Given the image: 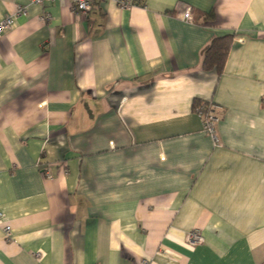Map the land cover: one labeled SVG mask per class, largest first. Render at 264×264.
<instances>
[{
    "label": "crops",
    "instance_id": "obj_1",
    "mask_svg": "<svg viewBox=\"0 0 264 264\" xmlns=\"http://www.w3.org/2000/svg\"><path fill=\"white\" fill-rule=\"evenodd\" d=\"M133 1L0 0V264H264V0Z\"/></svg>",
    "mask_w": 264,
    "mask_h": 264
},
{
    "label": "built area",
    "instance_id": "obj_2",
    "mask_svg": "<svg viewBox=\"0 0 264 264\" xmlns=\"http://www.w3.org/2000/svg\"><path fill=\"white\" fill-rule=\"evenodd\" d=\"M33 3H42L45 0H29ZM55 1V0H48ZM106 1L114 2L121 9H129L134 1L133 0H70L71 9L74 12L87 13L96 3H102ZM25 12L24 6H18L14 13L8 14L3 19L0 20V32H2L5 28H10L14 22V16L18 14H23ZM183 18L186 21H192V17L190 14V9L187 8L183 13ZM41 19L44 21H48L50 19V14L48 12H44L41 16ZM196 113L199 115L202 122V130L209 134L213 140L217 141L216 137V124L219 120V115L216 112V107L211 102H202L195 108ZM45 175L48 176V172H45ZM3 213L0 211V222L2 221ZM3 231L7 238L11 235V226L9 223L3 224ZM186 242L189 245H196L203 242V237L198 229H193L189 231L186 236ZM143 264H152L148 260H144Z\"/></svg>",
    "mask_w": 264,
    "mask_h": 264
},
{
    "label": "trees",
    "instance_id": "obj_3",
    "mask_svg": "<svg viewBox=\"0 0 264 264\" xmlns=\"http://www.w3.org/2000/svg\"><path fill=\"white\" fill-rule=\"evenodd\" d=\"M233 34L227 33L224 35L214 37L206 49L203 51L202 58V68L204 70H214L217 73H220L229 47L231 45ZM202 103L201 101H195L193 103V109Z\"/></svg>",
    "mask_w": 264,
    "mask_h": 264
}]
</instances>
